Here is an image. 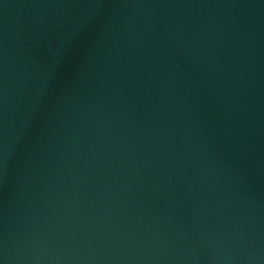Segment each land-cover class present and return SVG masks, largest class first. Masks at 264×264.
<instances>
[{
	"label": "water",
	"instance_id": "95a60500",
	"mask_svg": "<svg viewBox=\"0 0 264 264\" xmlns=\"http://www.w3.org/2000/svg\"><path fill=\"white\" fill-rule=\"evenodd\" d=\"M0 264H264V0H0Z\"/></svg>",
	"mask_w": 264,
	"mask_h": 264
}]
</instances>
